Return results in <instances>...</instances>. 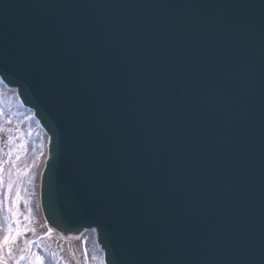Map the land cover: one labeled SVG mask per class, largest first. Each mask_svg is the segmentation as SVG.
<instances>
[{
  "label": "water",
  "instance_id": "95a60500",
  "mask_svg": "<svg viewBox=\"0 0 264 264\" xmlns=\"http://www.w3.org/2000/svg\"><path fill=\"white\" fill-rule=\"evenodd\" d=\"M0 77L49 136L61 237L93 227L106 264H264V0H0Z\"/></svg>",
  "mask_w": 264,
  "mask_h": 264
},
{
  "label": "rangeland",
  "instance_id": "374dc122",
  "mask_svg": "<svg viewBox=\"0 0 264 264\" xmlns=\"http://www.w3.org/2000/svg\"><path fill=\"white\" fill-rule=\"evenodd\" d=\"M44 145L45 135L30 110L22 109L14 91L8 90L0 82V163L4 179V184L0 187V239L9 234V207L17 190L21 196L18 208L14 209L20 213L16 217L20 221L19 243L12 247L11 255L8 254V248L3 247L4 264H17L19 257L29 251L42 256L44 264H103L94 238L87 231L80 238V244L76 248L78 262L71 260L64 250L54 249L47 236H40L45 232V226L38 215L36 186ZM3 155L8 157L5 162L2 161ZM17 169L20 170L19 174ZM9 173L13 183L11 192L7 187ZM11 226L16 228L14 221ZM25 227L27 231L24 230ZM24 232L28 237H24ZM27 241H32V244L28 245ZM19 264H29V261L20 260Z\"/></svg>",
  "mask_w": 264,
  "mask_h": 264
},
{
  "label": "snow or ice",
  "instance_id": "6c2138e0",
  "mask_svg": "<svg viewBox=\"0 0 264 264\" xmlns=\"http://www.w3.org/2000/svg\"><path fill=\"white\" fill-rule=\"evenodd\" d=\"M21 147H23V145H21ZM16 159H19V156L17 155ZM19 169H17V173L19 174ZM4 184V179H3V167H2V163H0V187H2ZM8 187V191L11 192L12 187H13V183L11 181V173H9V183L7 185ZM21 200V196H20V192L19 190H17L16 192V196L15 199L11 201L10 207H9V213H10V220H9V227H8V235H4L2 239H0V264H4V257L2 254V249L3 247H7L9 252L8 254L11 255L12 254V247L14 245V243L16 242L17 238L21 235L20 232V221L18 219H16V217L18 215H20L19 211H15L14 209L18 208L19 203ZM27 219V218H26ZM15 222L16 224V228L13 229L12 228V222ZM25 231H27L28 229L25 228ZM13 231H15V235H13ZM49 232H51V229H49ZM28 245L32 244V241H27ZM29 257H31V259L29 260ZM20 260H28L29 264H44V259L42 256H40L37 253L31 252L29 251L26 255H22L19 257V259L17 260V264H19Z\"/></svg>",
  "mask_w": 264,
  "mask_h": 264
},
{
  "label": "bare ground",
  "instance_id": "6f19581e",
  "mask_svg": "<svg viewBox=\"0 0 264 264\" xmlns=\"http://www.w3.org/2000/svg\"><path fill=\"white\" fill-rule=\"evenodd\" d=\"M41 164H40L39 168H41ZM36 192H37V188H36ZM38 215H39L40 219L42 220V222L44 223L45 233L47 234L46 236H47V238H49L52 241L54 248H56L57 250L63 249L65 251L66 255H68V257L71 260H74V261L78 262L76 248L80 244L79 240H80V238L83 236V234L85 232L82 233L81 235H79L76 238H70V237H68V238H58L56 235L53 234L52 230H51V232H49L50 227L44 221V219H43V217L41 215L39 207H38ZM87 232L90 234V236L92 238L95 237V232H94L93 229H90ZM99 252L101 253V251H99Z\"/></svg>",
  "mask_w": 264,
  "mask_h": 264
}]
</instances>
